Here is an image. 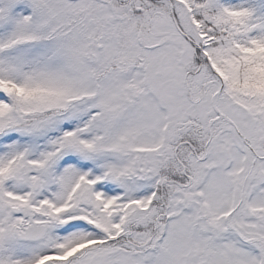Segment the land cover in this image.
<instances>
[{"label": "snow or ice", "instance_id": "snow-or-ice-1", "mask_svg": "<svg viewBox=\"0 0 264 264\" xmlns=\"http://www.w3.org/2000/svg\"><path fill=\"white\" fill-rule=\"evenodd\" d=\"M0 264H264V0H0Z\"/></svg>", "mask_w": 264, "mask_h": 264}]
</instances>
